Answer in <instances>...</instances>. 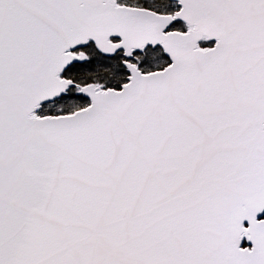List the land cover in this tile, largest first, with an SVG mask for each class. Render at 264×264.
Masks as SVG:
<instances>
[{"label":"snow or ice","instance_id":"snow-or-ice-1","mask_svg":"<svg viewBox=\"0 0 264 264\" xmlns=\"http://www.w3.org/2000/svg\"><path fill=\"white\" fill-rule=\"evenodd\" d=\"M0 264H264V0H0Z\"/></svg>","mask_w":264,"mask_h":264}]
</instances>
